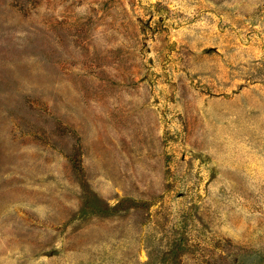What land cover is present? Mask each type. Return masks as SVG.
Here are the masks:
<instances>
[{"label": "rangeland", "instance_id": "rangeland-1", "mask_svg": "<svg viewBox=\"0 0 264 264\" xmlns=\"http://www.w3.org/2000/svg\"><path fill=\"white\" fill-rule=\"evenodd\" d=\"M0 264H264V0H0Z\"/></svg>", "mask_w": 264, "mask_h": 264}]
</instances>
